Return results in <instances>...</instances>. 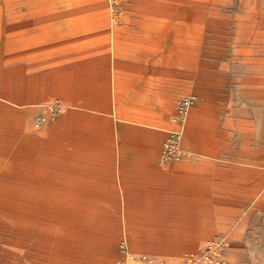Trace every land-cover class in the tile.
<instances>
[{
	"label": "rangeland",
	"instance_id": "374dc122",
	"mask_svg": "<svg viewBox=\"0 0 264 264\" xmlns=\"http://www.w3.org/2000/svg\"><path fill=\"white\" fill-rule=\"evenodd\" d=\"M12 1L0 264H264V0Z\"/></svg>",
	"mask_w": 264,
	"mask_h": 264
},
{
	"label": "crops",
	"instance_id": "0c3cea01",
	"mask_svg": "<svg viewBox=\"0 0 264 264\" xmlns=\"http://www.w3.org/2000/svg\"><path fill=\"white\" fill-rule=\"evenodd\" d=\"M11 4H14L12 0H0V25L7 26V31L3 36L0 37V40H8L12 38L15 36L16 31L19 30L18 21H16L15 18L6 17L4 12L5 8ZM44 23H46V21H44ZM149 62V60L141 59L136 55H119L113 59L112 65L109 67V80L116 78L118 70H130L138 73L140 77H146L152 74L153 77L161 81L162 77L164 76L163 70H161L160 67L156 66L155 64H150ZM187 75L189 74H186V76ZM109 85L108 89H116V86H112L111 83ZM33 102L38 101L34 100Z\"/></svg>",
	"mask_w": 264,
	"mask_h": 264
},
{
	"label": "bare ground",
	"instance_id": "6f19581e",
	"mask_svg": "<svg viewBox=\"0 0 264 264\" xmlns=\"http://www.w3.org/2000/svg\"><path fill=\"white\" fill-rule=\"evenodd\" d=\"M256 206V205H255Z\"/></svg>",
	"mask_w": 264,
	"mask_h": 264
}]
</instances>
